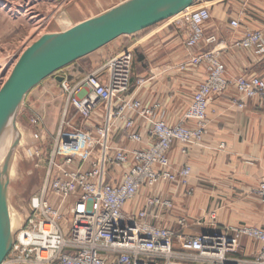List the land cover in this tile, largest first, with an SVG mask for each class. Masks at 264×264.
<instances>
[{
	"label": "built area",
	"instance_id": "obj_1",
	"mask_svg": "<svg viewBox=\"0 0 264 264\" xmlns=\"http://www.w3.org/2000/svg\"><path fill=\"white\" fill-rule=\"evenodd\" d=\"M210 19L209 7L198 3L171 21L187 30V45L195 47ZM240 46L264 54L259 32L247 33ZM134 63L135 53L126 50L77 83L64 78L59 84L63 106L54 139H44L42 129L33 135L43 142L37 151L38 163L47 162L44 182L3 264H264V227L211 224L190 234L188 218L174 215L164 191L175 185L193 196L189 163L176 169L170 155L176 146L185 159L206 148L212 98L234 88L244 110L247 101H264V79H228L214 50L191 55L180 68L205 65L207 76L180 122L170 125L159 104L146 106L132 93ZM29 123L40 128L43 118ZM254 194L264 204V175ZM140 199L143 208L128 212ZM243 239L259 250L251 259H233Z\"/></svg>",
	"mask_w": 264,
	"mask_h": 264
},
{
	"label": "crops",
	"instance_id": "obj_2",
	"mask_svg": "<svg viewBox=\"0 0 264 264\" xmlns=\"http://www.w3.org/2000/svg\"><path fill=\"white\" fill-rule=\"evenodd\" d=\"M201 3L211 12L210 21L204 25L205 39L215 37L214 44L207 45L204 39L195 47L188 46L187 30L168 20L134 35L128 42L100 50L86 62L72 64L67 72L62 70L55 75L54 81L60 84L58 78H65L75 84L89 74L80 75V69L89 66L93 72L118 52L132 50L135 53L132 93L146 106L159 104L163 119L176 125L207 76L205 65L180 68L191 55L214 50L225 65L228 79H264V54L240 46L247 33L259 32L264 39V0H202ZM231 21H237L239 27H231ZM35 89L26 97L31 110L39 102H48L51 96L46 92L47 87L41 92ZM239 100L234 88L222 96H214L208 109L206 148L194 150L188 159L181 155L180 146L171 152L176 169L184 163H189L192 169L189 187L194 190L193 196H186L185 190L175 185L164 187L165 196L174 202V215L188 218L190 234L209 230L211 224H216L219 230L239 225L264 227V204L254 194L264 175V101L257 98L247 101V107L241 110ZM56 123L53 120L46 125L44 139H51L50 130L55 135ZM143 205L144 199H140L136 206L129 204L127 211H136ZM174 224V221L167 223L180 233ZM253 246V250H259L257 243ZM245 251L243 258L247 259L249 249ZM232 258L239 259L236 255Z\"/></svg>",
	"mask_w": 264,
	"mask_h": 264
},
{
	"label": "rangeland",
	"instance_id": "obj_3",
	"mask_svg": "<svg viewBox=\"0 0 264 264\" xmlns=\"http://www.w3.org/2000/svg\"><path fill=\"white\" fill-rule=\"evenodd\" d=\"M127 1L129 0H0V84H5L8 81L18 59L41 37L47 34L67 32L78 25L107 14L112 8ZM132 38L133 36L122 37L101 50H106L122 41L128 42ZM99 52L101 51L80 60V62H86ZM73 65L63 71L67 72ZM87 67L80 69V75L91 73L89 66ZM45 87H47L46 92L51 95L48 102H39L36 108L31 110L27 99H25L17 118L21 146L13 153L9 167V172L12 175L9 202L12 211L22 222L21 227L27 219L30 200L39 192L44 182L47 165L46 161L38 163L37 148L41 147L43 142L36 141L33 135L40 129L46 131V125L52 124L53 120L57 122L58 126L61 118L63 99H60L62 98L60 85L54 81L53 76L44 81L35 91L41 92ZM36 116L43 118L40 128L33 127L29 123V119ZM48 133L54 139L56 135V133L54 135V130H50ZM246 240L241 241L238 253L235 254L239 260L245 259L243 256L246 253V248L249 249L247 259L253 258L257 253V250H253L254 243Z\"/></svg>",
	"mask_w": 264,
	"mask_h": 264
},
{
	"label": "water",
	"instance_id": "obj_4",
	"mask_svg": "<svg viewBox=\"0 0 264 264\" xmlns=\"http://www.w3.org/2000/svg\"><path fill=\"white\" fill-rule=\"evenodd\" d=\"M201 1L129 0L67 32L47 34L23 53L0 90V147L12 125L10 143L5 153L0 151V264L5 262L12 250L18 231L8 204V167L19 144L17 118L27 95L63 69L114 41L171 20ZM58 81L61 83L64 78H58Z\"/></svg>",
	"mask_w": 264,
	"mask_h": 264
},
{
	"label": "bare ground",
	"instance_id": "obj_5",
	"mask_svg": "<svg viewBox=\"0 0 264 264\" xmlns=\"http://www.w3.org/2000/svg\"><path fill=\"white\" fill-rule=\"evenodd\" d=\"M70 16V15H69ZM73 18V17H72ZM23 55V54H22ZM21 55V56H22ZM20 59V58H19ZM19 59H18V61H19ZM17 61V62H18ZM17 64V63H16ZM15 64V65H16ZM15 65H14V67H15ZM14 69V68H13ZM4 85V84H3ZM3 87V86H2ZM1 90V89H0ZM11 128H12V125H10L9 126V128H8V130L6 131L7 133H6V135H5V138H4V140H3V142H2V144H1V147H0V151H1V153L3 154V153H5V149H6V147L8 146V142H9V140L11 139L10 138V132L12 131L11 130ZM24 128V127H23ZM25 130V129H24ZM30 131V130H29ZM30 134V133H29ZM31 135V134H30ZM27 136V135H26ZM9 138V139H8ZM8 141V142H7ZM36 145V144H35ZM21 146V141L19 140V144H18V146L16 147V149L14 150V153L18 150V148ZM12 156H13V154H12ZM11 160H12V157H11V159H10V163H11ZM2 163H3V159H2ZM10 163H9V167H10ZM9 167H8V204H9V207H10V212H11V217H12V221L15 223V225H16V228H17V230H19L20 229V227H21V220H20V218L19 217H17L16 216V214L12 211V209H11V206H10V202H9V188H10V185H11V181H12V175H11V173L9 172ZM10 174V175H9ZM10 177H11V180H10ZM18 232V231H17Z\"/></svg>",
	"mask_w": 264,
	"mask_h": 264
}]
</instances>
